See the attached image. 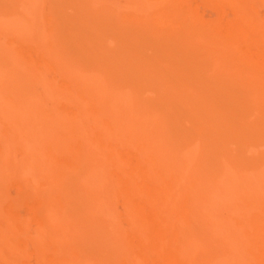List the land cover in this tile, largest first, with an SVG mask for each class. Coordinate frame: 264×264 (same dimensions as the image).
<instances>
[{
	"label": "bare ground",
	"instance_id": "1",
	"mask_svg": "<svg viewBox=\"0 0 264 264\" xmlns=\"http://www.w3.org/2000/svg\"><path fill=\"white\" fill-rule=\"evenodd\" d=\"M0 264H264V0H0Z\"/></svg>",
	"mask_w": 264,
	"mask_h": 264
}]
</instances>
